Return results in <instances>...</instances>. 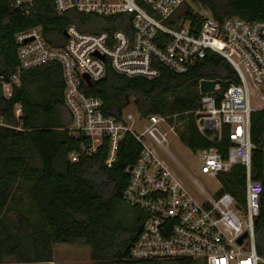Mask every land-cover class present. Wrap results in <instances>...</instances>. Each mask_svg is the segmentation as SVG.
<instances>
[{
	"label": "built area",
	"instance_id": "built-area-1",
	"mask_svg": "<svg viewBox=\"0 0 264 264\" xmlns=\"http://www.w3.org/2000/svg\"><path fill=\"white\" fill-rule=\"evenodd\" d=\"M28 1L31 4L30 0H18L16 6ZM186 1L55 0L59 16L69 10L107 18L127 15L126 29L113 34L84 32L72 24L64 30L65 42L59 46L47 40L42 27L18 33L19 67L10 82H0L3 94L12 96L13 87L21 83V72L58 64L65 105L72 116L67 130L81 142L68 155L70 162L92 157L107 145L105 163L111 167L127 135L140 144L137 161L126 169L129 180L122 195L126 205L146 217L131 249L134 264H264L255 245L263 185L253 179L255 146L251 138L252 114L264 110V105L253 107L251 100L253 91L264 100V20L203 16L201 23H195L184 16L175 18ZM31 14L25 9L26 16ZM209 53L227 60L237 75L236 83L222 81L211 93L201 91V81L208 79H202L198 86L200 109L195 115L200 134L216 145L227 128L231 143L224 154L214 146L195 153L201 159V172L219 184L213 193L190 175L185 181L163 159L169 153V134H176L169 117L142 116L126 109L120 117L109 115L104 102L87 93V88L102 80L109 68L129 78L152 80L160 76L161 67L184 75ZM15 115L17 119L22 115L20 105L15 107ZM0 127L15 128L1 116ZM261 151L264 173V142ZM237 166L245 170L243 202L222 192L220 176L230 174ZM189 183L197 185L198 190ZM245 233L248 236L239 243Z\"/></svg>",
	"mask_w": 264,
	"mask_h": 264
},
{
	"label": "trees",
	"instance_id": "trees-1",
	"mask_svg": "<svg viewBox=\"0 0 264 264\" xmlns=\"http://www.w3.org/2000/svg\"><path fill=\"white\" fill-rule=\"evenodd\" d=\"M18 0H0V82H10L19 60L16 35L42 27L53 46L65 42L64 30L72 24L84 32L126 29L127 15L103 17L69 10L56 14L55 0H30L21 7ZM204 5L215 20L239 17L254 22L264 20V0H193ZM31 15H25V9ZM186 17L201 23L204 17L186 2L175 18ZM21 83L13 87L10 98L0 83V116L15 128L0 127V264L9 256L17 263L53 264L54 245L63 243L88 246L93 264H134L131 249L143 229L146 217L134 215L123 205V192L129 177L127 167L141 152L131 135L121 142L118 159L106 165L107 145L92 157H81L72 163L68 155L81 142L67 130L72 116L64 101V83L60 65L49 63L23 71ZM202 79L236 83L233 67L220 55L209 53L188 73L178 75L161 67L159 77L129 78L109 68L106 76L87 88V93L104 102L107 114L120 117L130 97L142 116L169 117L177 129L185 125L181 140L196 153L217 147L224 154L229 148L227 133L213 144L197 128L195 112L200 109L199 82ZM226 88V85L223 86ZM21 106L22 115H15ZM253 179L263 185L260 215L255 223V245L264 259V110L251 117ZM223 191L243 202L245 170L237 166L230 174L220 176ZM126 205V204H125ZM128 206V205H127ZM130 207V206H129ZM132 208V207H130ZM134 209V208H132ZM136 210V209H135ZM177 264H200L182 261Z\"/></svg>",
	"mask_w": 264,
	"mask_h": 264
},
{
	"label": "rangeland",
	"instance_id": "rangeland-1",
	"mask_svg": "<svg viewBox=\"0 0 264 264\" xmlns=\"http://www.w3.org/2000/svg\"><path fill=\"white\" fill-rule=\"evenodd\" d=\"M187 4L191 8L199 13L201 16H212L211 12L201 3L193 0H187ZM158 20H161L157 16ZM161 22L170 27L165 21ZM252 106L259 107L264 105V100L257 97L256 92H252ZM126 111L136 112L137 107L135 105V98L130 97L129 104L126 106ZM197 118V117H196ZM185 131V125L179 124L175 129L176 134H169V153L163 155L165 162L171 166L185 181H188L187 175H190L195 179L198 184L206 190L213 193L219 189V184L216 179L211 176L205 175L201 172V159L193 153L183 140L180 138V134ZM193 190H198L197 185L189 183ZM127 210L131 211L132 214L137 215L138 211L130 208L127 205H123ZM54 258L56 264H93L91 259V249L88 246H77L70 244H55L54 245Z\"/></svg>",
	"mask_w": 264,
	"mask_h": 264
},
{
	"label": "water",
	"instance_id": "water-1",
	"mask_svg": "<svg viewBox=\"0 0 264 264\" xmlns=\"http://www.w3.org/2000/svg\"><path fill=\"white\" fill-rule=\"evenodd\" d=\"M32 39H29L28 41H31ZM88 81V84L91 86V83ZM222 80L216 79V80H203L201 81V91L202 92H213L214 88L217 84H221ZM248 236V233H245L240 239L239 243H242L243 239Z\"/></svg>",
	"mask_w": 264,
	"mask_h": 264
},
{
	"label": "crops",
	"instance_id": "crops-1",
	"mask_svg": "<svg viewBox=\"0 0 264 264\" xmlns=\"http://www.w3.org/2000/svg\"><path fill=\"white\" fill-rule=\"evenodd\" d=\"M3 264H23V263H17L13 258L9 256H5L3 258ZM53 264H56L55 258Z\"/></svg>",
	"mask_w": 264,
	"mask_h": 264
}]
</instances>
